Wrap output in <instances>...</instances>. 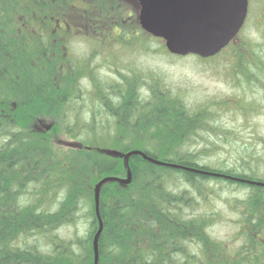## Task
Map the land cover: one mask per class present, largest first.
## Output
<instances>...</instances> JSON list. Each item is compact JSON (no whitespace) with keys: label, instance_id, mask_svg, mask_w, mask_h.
Wrapping results in <instances>:
<instances>
[{"label":"trees","instance_id":"trees-1","mask_svg":"<svg viewBox=\"0 0 264 264\" xmlns=\"http://www.w3.org/2000/svg\"><path fill=\"white\" fill-rule=\"evenodd\" d=\"M98 6L95 0H0V97L15 98L21 111L51 119L76 145L61 151L27 131L14 111H1L0 106V264H94L99 227L94 188L106 177H126L119 155L130 151L264 183V135L254 131L253 142L242 143L217 114L220 106H230L247 115L264 95L250 100L244 94L195 107L162 75L141 71L136 64L114 69L112 82L97 78L85 53L75 56L71 46L88 38L96 52L103 49L99 34L107 30L96 28L111 13ZM72 14L90 17L92 28L72 38L63 59L64 51L52 48L56 45L48 39L47 25L43 36L48 37L42 40L37 27ZM130 15L128 35L164 46L140 29L134 9ZM115 29L118 41L126 36L118 22ZM235 42L211 58L193 57L214 63L230 48L227 67L235 84L264 90V57L252 44L242 41L237 47ZM119 45L129 53L137 50ZM228 148V156L222 157L220 152ZM128 165L130 184L107 182L100 189L98 264H264V187L157 166L141 156H131ZM229 190L236 197L221 200ZM221 204L235 215L241 241L236 248L208 234L220 220Z\"/></svg>","mask_w":264,"mask_h":264},{"label":"rangeland","instance_id":"rangeland-1","mask_svg":"<svg viewBox=\"0 0 264 264\" xmlns=\"http://www.w3.org/2000/svg\"><path fill=\"white\" fill-rule=\"evenodd\" d=\"M95 2H98V7H101V10L103 9L107 15L109 12L111 13L108 15L111 17L108 18L104 24H101L100 20H98L101 27L96 28L107 30L106 32L104 30L101 31V34L98 33L104 38L100 42L104 44L103 49H99L100 53L98 51L96 52L95 48L92 49L90 39L88 38L81 42H77L78 44L76 42L72 43L71 47L75 56L76 53H85L86 58L84 59L89 62L88 67L93 69L94 75L97 78L103 81H111V79L116 77L114 73L115 70L123 71L127 69L128 66L133 68L134 64H136L137 69L141 71L162 75L170 88L182 90L187 105L195 107L204 106V104H208L210 101L216 103H219L220 100L230 101L236 96H242L244 94L246 95V99L250 100L254 97L257 98L259 93L264 95L262 86H254L253 84H240L238 86V84H235L234 81L236 79L233 80L235 77L232 71L228 70L227 67L232 60L230 48L224 55H220L214 63L200 62L193 56L177 58L166 55V49L160 41L150 40L147 45L145 37L139 38V35L134 33L128 35L129 31L127 32V29H129L132 23V18H128L129 13L132 12L128 0H95ZM260 2L261 0H251V10L246 26L240 35V39H237L234 44L238 47L242 41L248 42L254 46L257 53L264 57V20H262V18L257 20L261 8L259 7ZM115 11L117 15L114 14ZM98 13L99 12H96V15ZM80 20L83 19L80 18ZM117 22L123 28L121 34H126V36H119L120 41L117 40L118 32L115 29V24ZM83 24L89 25L88 30L91 31L92 26H90V17H88V21ZM122 42L128 45L130 44L132 46L130 48L137 47V50H133V53L123 51L122 46L119 45V43ZM102 53L103 56L110 57L112 62H117L118 65H121V68L118 69L108 59L103 60L100 55ZM142 79L145 80V78ZM8 83H10V79H8ZM85 84L86 82H82V86L87 89L89 85ZM141 84L144 85V81H142ZM14 88L18 89L20 85ZM260 99H263V97L260 96ZM16 103H20V101L15 98L5 100L0 97V106L3 109L1 111H7L9 109L14 111L15 117L20 120L27 131L36 136L41 135V140H48L50 145L61 149V151H65L68 147L74 148L73 145H75V141L68 138L60 131H57L51 119L42 115L36 116L26 111H21L16 106L18 105ZM252 104L254 106L247 115L230 106L227 108L220 106L221 108L218 109L217 113L219 114V122L225 128L232 130V133L236 135L235 137L247 145L253 142L252 135L255 137L256 133L264 135V101L262 103ZM2 117L5 118L4 116ZM254 131H256V133ZM228 150L229 148L220 152L221 156L227 157ZM203 161L208 164L207 160ZM230 191L231 190H229V193H223L221 200L236 197V193ZM215 204L219 205L216 201ZM219 207L222 209L219 214L220 220L214 222L208 229V234L215 240L227 242L229 247L236 248L235 246L239 245L241 241L237 240L235 215L223 204ZM73 230V228L67 229L68 232H72Z\"/></svg>","mask_w":264,"mask_h":264},{"label":"water","instance_id":"water-1","mask_svg":"<svg viewBox=\"0 0 264 264\" xmlns=\"http://www.w3.org/2000/svg\"><path fill=\"white\" fill-rule=\"evenodd\" d=\"M137 2L140 28L152 37L161 39L167 52L178 57L197 56L207 59L219 54L236 39L248 12V0H137ZM78 147L81 148L80 145ZM107 153L118 155L110 151ZM119 156L123 158L126 177H106L94 188L95 211L99 222L98 231L93 240L94 264H98V238L102 232V222L99 216L100 189L107 182L130 184L132 174L128 160L131 156H141L149 163L161 167L225 177L264 187V183L261 182L246 181L159 161L141 151H130L124 156Z\"/></svg>","mask_w":264,"mask_h":264},{"label":"flooded vegetation","instance_id":"flooded-vegetation-1","mask_svg":"<svg viewBox=\"0 0 264 264\" xmlns=\"http://www.w3.org/2000/svg\"><path fill=\"white\" fill-rule=\"evenodd\" d=\"M129 5L132 7V10L134 9V12L136 15L138 14V3L136 0H128ZM262 7L261 10H259V15L258 17L262 18L264 16V5H259ZM250 10H251V0H248V13H247V18L248 19L250 15ZM81 17L73 16V14L67 18V20H56V21H51V22H44V25L41 23L40 26L37 27V31L40 32L41 34L39 35L40 39L48 36H43V30L45 24L47 25V33L49 35L48 39L50 40L51 44H54L56 46L52 47L54 50H59L63 52V59L67 56V53L69 55V50L70 47L67 45L69 42L73 41L72 38H74L75 35L79 34H87L88 31V26L89 25H84L83 23L87 22L88 20H80ZM132 16L130 15V17ZM136 21L138 23V18L136 16ZM139 25V24H138ZM85 34V35H86ZM70 39V40H69ZM57 44H60L57 46ZM53 57L55 56L54 54L52 55ZM56 57V56H55ZM23 87V86H22Z\"/></svg>","mask_w":264,"mask_h":264}]
</instances>
